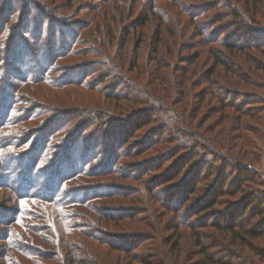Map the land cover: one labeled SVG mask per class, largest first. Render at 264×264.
<instances>
[{
  "label": "trees",
  "instance_id": "obj_1",
  "mask_svg": "<svg viewBox=\"0 0 264 264\" xmlns=\"http://www.w3.org/2000/svg\"><path fill=\"white\" fill-rule=\"evenodd\" d=\"M74 1L76 0H67L66 6L61 9L64 12L72 9ZM92 1L97 2L95 3L97 7L94 6L91 11L88 9L85 11L81 19L84 22L76 32L72 31L70 34L69 40L72 39V41L67 49L63 48L62 52L65 55L62 58L73 55L76 45L84 42L85 49L90 47L95 49L86 54H91L92 59L97 60L92 64L97 73L102 72L104 77H109L110 71L105 68L112 67L121 75V81L129 85L128 88L134 94L124 97L118 92L108 93L107 100L113 111L105 106L100 107L99 110L103 112L106 108L110 111L107 113V119L111 117V120L116 122L113 128L115 125L120 126L116 132L120 133L119 137L125 138L121 140L119 151L116 150L117 153L113 156V158L116 157L115 166L124 158L131 159L138 156H147L155 162L156 154L157 162L154 165H148L147 169H138L140 172L136 170L138 174H133V170L120 174L115 168L109 171L110 175L119 176V179L115 178V181H122V179L132 181L134 183L129 185L140 190L143 187L136 184L141 183L145 186L147 190L142 194L146 199L126 193L124 197L127 198L129 205L123 212L119 211L116 217H107L102 222L100 217L104 216L94 215L101 224L106 226L118 228L127 224L133 228L132 223H134L135 237L132 238L136 240V243L121 249L103 239L102 235L106 233V230L103 231L102 227L93 222L87 223L86 215L82 213L78 215L74 211V207L80 206L78 203L80 200L74 195L76 192L73 189L66 190L65 178L57 184L53 183L52 188L48 186L45 191L37 189L40 192L37 195L23 193L20 196L23 199L16 203V217L10 218L11 225L1 236L4 246L2 260L6 262L5 264H23L24 260L29 264H42L37 255V250L42 247L41 250L53 251L55 255H59L62 251L67 256L69 264H85L79 263L69 243L70 238L83 236L87 240L83 243L89 247L99 246L104 253H115L117 264H122L119 256H124V264H194L195 261H198L197 264H251L248 251L264 264L262 191L255 192L246 188L244 180H250V178H245L243 182L230 179L237 172L244 171L240 167L248 169L249 160L244 161L246 163H240L238 167L234 157L218 152L219 158L208 161L207 157L195 152L199 139L197 141L192 139L190 132H184L181 135V138L189 140L184 145L181 138L180 142H173L175 139L172 136L175 124L177 130L184 125V116L181 112L188 110V115H194L196 111L193 107L199 104L198 99L201 95L202 101L209 97L207 100L214 102L215 107L220 109L218 113H215L222 115L226 122L228 118L224 112L229 109V106L234 112L236 110L235 113L238 116L248 117L255 125V128L250 131L253 137L257 138V133L264 129L262 117L258 115L264 112V0ZM57 3L39 7L35 12L43 15L44 21L49 20L44 13L51 15L52 11L56 13L60 11V9L56 10ZM80 12L83 10L81 9ZM108 12L111 13L109 17ZM71 14L72 11L68 13L69 17ZM117 15H125L126 20L122 21V26L112 27L111 23ZM64 16L67 18V15ZM61 20L63 21V17ZM55 22L54 20L53 24L48 23L49 39L52 37L49 33L53 29H55V35L61 30V23ZM56 25L59 31L54 28ZM41 27L40 25L38 29H35L43 34ZM188 28L191 29L190 33L187 32ZM114 29L121 30L119 32L121 39L117 41L115 47L126 44L129 39L133 40V56H129L127 60L128 68L122 54L117 53L114 54L116 57H113V54L105 51L109 44L112 46L115 39ZM81 30L84 31L82 37ZM19 37L18 33L12 29L7 42L1 43L0 47L10 50L17 41L24 43L25 41ZM40 39L39 37L35 45H29V55L35 66L45 65L50 61L49 53L57 50V46L61 48L64 43L60 37L57 41H51L50 45L41 46V48L44 47L42 50L38 48ZM76 40L78 44L75 43ZM93 40L96 42L95 45L91 43ZM143 43L146 46L145 51L138 52V47ZM11 51L13 53V49ZM5 53L6 51L2 52L1 56ZM55 57L54 53L51 56L52 62L46 64L49 68L54 66L58 68L61 64L54 59ZM20 59L22 58L19 56L16 63L20 62ZM177 60L181 61L174 65L173 62ZM37 61H39L38 64ZM47 74L48 72H45L44 76ZM34 75L36 76L35 73ZM216 77H220L221 81ZM96 78L101 81L99 84L105 82L101 75ZM117 79L118 77L114 78V80ZM28 80H31L30 76L27 77L26 81ZM256 90L261 95L253 92ZM5 98L7 100H4L3 111L0 114L5 121L0 123V127H3L0 131L5 129L14 135L17 127L11 117L13 109L8 107L11 104L8 105L9 96ZM123 103L131 104V106L123 110L121 108ZM239 106L244 107L238 109ZM247 106L250 108H246ZM261 107L263 108L259 109ZM253 109L258 110L254 112ZM82 110L83 108L76 111ZM17 111L14 109V114ZM251 111L254 113H249ZM87 112L97 117L95 122L91 121L84 127L87 130L94 128L88 133L90 141L95 139L97 134L108 135L109 124H105L103 129L97 127L102 121V114L94 110ZM168 113L171 114L170 119L175 120L176 123H171L172 129L168 134H164L169 127L164 125L161 117ZM81 116L85 118L83 119L85 121L88 119L87 115L81 114ZM235 122L238 126L234 129L235 133L240 134L244 123L241 118L235 119ZM160 123L163 130H157L152 137L147 136L149 133L147 130L155 124L160 126ZM257 125L262 128L256 131ZM224 129L223 127L222 135L225 134ZM116 132L112 134V138L116 139ZM3 133H1L2 136L7 139ZM72 134L76 135V130ZM239 136L241 143L238 147L250 146V142L246 141V137H242V133ZM133 140L139 141L132 142ZM169 143L171 145L164 150L156 148L157 145L163 146ZM7 147L9 145L5 143L3 149ZM205 148L203 147V150ZM238 150L241 152L240 148ZM178 153H181L179 158L176 157ZM59 154L61 153L56 155V159L61 164L65 162V159L63 154L60 157ZM172 154L176 155L170 159ZM176 158L179 160L177 161ZM169 160L175 161L171 162L169 168H165L166 171L162 170L170 163ZM217 161L222 163V169L213 167ZM240 162L243 161L240 160ZM154 166L162 175L163 184L178 186L176 191H179L177 197L179 202L176 207L163 203L162 198L155 195L158 181L156 175L152 177L154 179H151V182L147 183V170ZM84 169L80 166L77 172H68L67 174L71 175H68L70 177L68 180L76 176V173L81 175ZM203 169L205 171H202ZM212 173H216L215 177ZM200 174L204 176L199 179ZM182 176H184L183 179ZM254 177L262 181L260 175H254ZM262 183L264 185V181ZM182 191H184L183 195ZM238 192L239 196H237ZM173 196L167 199L169 203ZM229 196H234L231 201L234 206L223 208L226 204L222 205L221 201ZM176 203L174 202V205ZM185 203L188 205L186 209H183ZM81 207L85 208L86 205L83 204ZM158 208L165 213L167 224H162L164 218L158 212ZM111 211L115 213L112 207ZM75 220L79 221L75 222ZM251 222L254 224H250ZM140 225L142 228H138ZM96 234L99 239L93 237L97 236ZM121 241L124 242V239ZM140 241H143L141 247H148L146 255H132L137 252L136 245ZM187 244L192 246L190 253L185 251ZM217 246L222 247L223 251L228 253V257L212 255L211 252H214ZM48 260L51 261L50 259L45 261Z\"/></svg>",
  "mask_w": 264,
  "mask_h": 264
},
{
  "label": "rangeland",
  "instance_id": "obj_2",
  "mask_svg": "<svg viewBox=\"0 0 264 264\" xmlns=\"http://www.w3.org/2000/svg\"><path fill=\"white\" fill-rule=\"evenodd\" d=\"M54 2H58L56 10L60 9V11L57 13L52 11L51 15L44 13L46 17H49V20L44 21L43 15L41 16L38 12H35L36 9L45 7L49 4L52 5ZM66 2L67 0H0V45L3 42H7L12 29L18 33L20 36L19 38L25 41L24 43L17 41L11 48L13 49V53L9 48L0 47V114L1 111H3L2 104L5 102L4 100H7L5 97L9 96L8 105L11 104L8 107H12L13 109L11 117L13 123L17 127L14 131V135L5 129L0 131V147L2 148H0V264L6 263L2 260L4 246L1 236L8 226L11 225L10 218L12 217L13 219L16 217V203L20 201V199H23V197L20 198V196L23 193L37 195L40 193L38 190L45 191V189H48V186L52 188L53 183L57 184L65 178L66 190L73 189L76 192L74 195L80 200V202H78L80 206L74 207V211L77 212L76 214L79 215L82 213V215H86L85 218L87 223L93 222L102 227L103 231L106 230V233L103 235L99 233L98 235L104 236L102 238L106 239L107 242L113 243L114 246L121 249L130 247L128 245L132 246V244L136 243V240L132 238L135 237L133 234L134 223H132L133 228L127 224L118 228L111 225H109V227L105 224H101V222L95 218L94 214L104 216L100 217L102 222L107 217H116V214L120 213L119 211L123 212L129 205L127 198L124 197L126 193H129V195L133 197L146 199L142 194V192L147 190L145 186L141 185V183L136 184L139 187H143L140 190L135 186L129 185L130 183H134L132 181L124 179H122V181H115V178L119 179V176L110 175V170L115 168L120 174L133 170V174H138L135 172L136 170L147 169L149 167L148 165H154L155 162H157L155 154V162L148 159L147 156H138L131 159L124 158L115 166L116 157L113 158V156L119 151L118 149L122 143L121 140L125 138L119 137L120 133L116 132L120 126L116 127L115 125L113 128L116 122H113L111 117L107 119V113H110V111L105 108L102 112L99 108L105 106L113 111L107 100L108 93L118 92L124 97L134 94L128 88L129 85L127 86L126 83L121 81V75L116 73L112 67L105 68L110 71L111 76L109 77H104L102 72L97 73L96 69L92 66L97 60L92 59L91 54H86L95 49L93 47L85 49L84 42L76 45V48L73 50V55L70 54L68 58H62V56L65 55L62 52L64 50L63 48L67 49V46L72 41V39L69 40L70 34L72 31L76 32L84 22L81 19L84 17L85 11L87 9L91 11L94 6L97 7V4H95L97 2L92 0H76L74 1L73 8L64 12L61 7L66 6ZM81 9L83 12H80ZM71 11V17H69L68 13ZM108 13L109 17L111 13ZM64 15H67V18H65ZM62 17L63 21L61 20ZM51 20L61 23V30L55 35V29H53L52 32L49 33V36L52 35L49 39L47 29L49 28L48 23L53 24ZM123 20H126L125 15H117L113 23H111L112 27H118L122 24ZM40 25L42 26L43 34L36 31ZM54 28L58 30L57 25ZM114 31L115 39L112 42V46L109 44L105 51L113 54V57H116L114 54H122L128 68L127 60L129 56H133V40L129 39L126 44H119L115 47L114 45L121 39V37H119V32H121V30L114 29ZM187 32L190 33L191 29L188 28ZM80 33L82 37L84 31L81 30ZM30 35H32L31 38H29ZM144 35L146 36V31H144ZM191 35L196 36L195 34ZM39 37L41 39L39 40L40 46L38 48L42 50L45 45H50L51 41H57L60 37L65 44L62 42L63 46H61V48L57 46V50L49 53L50 61L46 62L45 65L35 66L33 64L34 61H32L29 55V45H35ZM73 43L74 41L72 44ZM75 43L78 44V40H76ZM91 43L94 45L96 44L95 40L91 41ZM41 46L44 47L41 48ZM145 49L146 46L145 43H143L138 47V52L145 51ZM4 51H6V53L1 56V53ZM54 53L56 54L54 59H57L61 64L58 65V68L55 66L54 68H49L46 64L52 62L51 56ZM19 56L22 59H20V62L16 63ZM63 59L66 60L65 63H78L67 65L63 62ZM179 61L181 60H177L173 62V64L176 65ZM38 62L39 61H37V64ZM11 71L13 72L10 73ZM45 72H48L46 76H44ZM98 75L104 78L105 82L103 84H99L101 81L96 78ZM28 76H30L31 80L26 81ZM115 77H118V79L114 80ZM216 79L221 81L220 77H216ZM203 92L202 90V93ZM253 92L260 93L258 90ZM208 98L209 97L202 101V95L200 96L198 99L199 104L197 103L198 105L193 107V110L196 111L194 115H188V110L181 112L184 116V125L179 129L181 130L180 132H178L179 130H177L176 124L174 125L172 136H174L175 140H173V142H180L181 135L184 132H190V137L192 139L195 141L199 139V145L195 152L207 157L208 161H214L219 158L218 152L230 154L234 157V159H236V166L240 165V163H246L244 161L249 160V164H247L249 168L246 169L238 166L240 169H244V171L237 172L236 175H233L230 179L243 182L245 178H250V180L253 181L249 179L244 180V182H246L245 185H247L246 188L255 192L262 191L261 193L264 201V185L262 183V181H264V129H262L259 134L256 132L257 138L253 137L250 131L255 128L254 122L249 120L246 116H238V114L235 113L236 110L234 112L231 106L224 112V115L228 118V122H226V120L222 118V115L217 114L220 109H217V106L215 107L213 101L207 100ZM200 101L202 102L200 103ZM129 106H131V104L123 103L121 108L124 110ZM81 108H83L82 111H76ZM240 108L239 106L238 109ZM246 108L250 107L247 106ZM262 108L263 107L259 109ZM14 109L18 110L15 114ZM6 110L7 109H5V111ZM89 110H94L98 114H102V121L97 127L103 129L105 124H109L107 126L109 127L108 135L105 133L101 135L97 134L95 139L90 141V134L88 133L93 131L94 128L87 130L84 127L91 121L95 122L97 117L87 112ZM257 110L253 109L254 112H257ZM253 111L249 113L252 114L254 113ZM81 114L87 115L88 119L86 118V121L83 120L85 118H83ZM170 115V113L167 115L163 114L161 117V119L164 120V125L169 127L168 130L164 131V134H168L170 129H172L171 123H176L175 120L170 119ZM258 115L262 117V122H264V112H260ZM240 118L244 123V127L241 129L242 137H246V141L250 142V146L238 147L241 143V138L239 136L241 133L236 134L234 129L238 127L236 126L235 119ZM0 119V123L5 121L2 120V115ZM152 127L147 130V132H149L147 136L152 137V134L154 135L157 130H163L161 123L160 126L155 124ZM223 127L225 128V134L222 135ZM260 128L262 127L257 125L256 131ZM74 130H76V135L72 134ZM114 132L117 133L115 136L116 139L112 138ZM1 133H3L7 139L4 138ZM181 139L183 145L184 143L187 144L189 141L183 138ZM136 141L139 140H133L132 142ZM167 142H169V140H167ZM5 143L9 145V147L3 149ZM170 145V143L164 144L163 146L157 145L156 148L164 150ZM203 147L206 148L203 150ZM238 148L241 149V152H239ZM59 152L61 153L59 157L63 154V159H65V162L61 164L58 159H56V155ZM175 155L176 154H172L170 159L175 157ZM180 155L181 153H178L176 157L179 158ZM175 160H169L170 163H166L167 165L162 170L166 171L167 169L165 168L170 166L171 162ZM178 160L179 159H177V161ZM240 160L243 162H240ZM220 163L221 162L217 161L214 163L213 167L222 169V163ZM80 166L81 168H85L82 174L77 175L78 173H76V176L68 180L71 175L67 173L77 172ZM155 168L157 167H150L147 170V183L151 182L150 180L154 179L152 177L156 175L158 181L156 182L157 192L155 195L162 198L161 200L163 203L165 202V204H171V206L176 207L179 202V198H177L179 191H176L178 190V186L163 184L164 181L161 179L162 175L158 173L159 171H156ZM202 171H205V169ZM162 172L163 171H161V173ZM212 174L215 177L216 173ZM254 175H260L262 181H258ZM202 176H204V174H200L199 179L202 178ZM183 177L184 176H182V179ZM125 183L127 184L124 185ZM237 184L241 185V183L238 182ZM84 189H86V191ZM183 194L184 191H182V195ZM171 196H173L172 201L169 203L167 199H171ZM237 196H239V192ZM232 197L234 196H229L221 201L222 205L226 204L223 208H233L231 207L234 206V204L231 203L234 199ZM174 202H177L176 205H174ZM83 204L86 205L85 208L81 207ZM187 205L188 204L185 203L183 209H186ZM111 207L115 209V213L111 211ZM160 210L158 208V212L164 218V223L162 224H167V217H165V213ZM76 221L79 220H75V222ZM250 224L253 225L254 223L251 222ZM139 227L142 228L141 225L138 226V228ZM98 235L93 237L99 239ZM122 239H124V242L121 241ZM69 241L71 244V251L73 250L74 256L79 259V263L117 264V256L115 253H104L102 251L103 249L101 250L99 246L89 247L87 244H84L87 240L83 236L70 238ZM142 243L143 241H140L136 245L138 250L132 255H146L145 252L148 247H141ZM41 248L37 250V255L42 264H69L67 256H65L62 251L59 255H55L53 251H44L41 250ZM191 248L192 246L187 244L185 247L186 253H190ZM216 248L213 250L214 252H211L212 255L228 257V253L224 252L222 247L217 246ZM249 253L250 251H248L247 254L251 264H263V261L260 262L259 259L253 257V255ZM243 255L246 256L245 254ZM45 257H48L46 259H50L51 261H45ZM119 257L121 258L122 264H124V256ZM197 262L195 261L194 264H197ZM23 264L29 263L24 260Z\"/></svg>",
  "mask_w": 264,
  "mask_h": 264
}]
</instances>
